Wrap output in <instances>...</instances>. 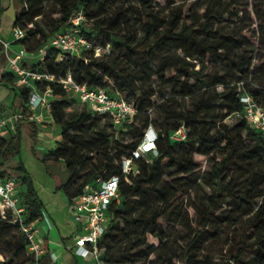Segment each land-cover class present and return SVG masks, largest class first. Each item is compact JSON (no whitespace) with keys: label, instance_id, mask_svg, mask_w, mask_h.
<instances>
[{"label":"trees","instance_id":"obj_1","mask_svg":"<svg viewBox=\"0 0 264 264\" xmlns=\"http://www.w3.org/2000/svg\"><path fill=\"white\" fill-rule=\"evenodd\" d=\"M159 1L14 0L15 26L24 30L20 42L28 54H35L68 28L78 11L84 16L82 33L94 45L103 38L99 46L111 44L115 49L99 58L79 50L60 60L58 50L46 47L42 61L31 66L54 76V82L35 88L43 91L50 86L51 119L61 137L59 146L47 151L40 162L46 171L49 163L66 165L70 180L57 191L68 203L87 186L96 189L99 180L120 177L119 202L110 205L107 230L99 242L102 264H264V140L247 126L240 101L248 95L264 110V54L237 50L242 44L240 33L248 30L264 45V27H252L251 15L259 11L248 12L239 3L230 7L228 0H198L193 13L184 16L180 4L188 0H165L164 7ZM1 16L2 12L0 21ZM26 25L31 28L26 30ZM135 29L142 34L139 40ZM66 75L80 85L133 101L137 113L132 122L114 127L109 117L92 114L82 105L84 112L72 115L71 102H78L59 84ZM152 79L171 89V95L157 105L151 103L155 96ZM193 79L197 81L192 83ZM3 80L14 84L15 78L8 73ZM205 80L208 84L202 89ZM12 89L17 91L13 108L28 116L31 89L15 84ZM182 100L188 105H181ZM151 112L156 113L154 120ZM139 119L141 126L136 124ZM23 126L35 155V123L19 120L15 134L0 135V178L10 177L5 163L16 158L17 178L24 187L22 205L28 221L36 222L42 219L43 204L21 160ZM128 127L132 128L129 132ZM149 127L157 135L156 155L135 159L139 173L129 175L127 182L122 178V162L137 150ZM181 127L185 136L176 143L170 137ZM207 163L209 168L202 171ZM197 175L209 193L194 207L190 239L176 262L166 254L158 255L159 246L150 244L148 238L155 236L163 244L162 210L169 209L170 215L182 219L179 211L170 209L194 189L191 182ZM146 186L154 202L145 195ZM0 242L10 246L0 252L4 256L0 264H13L7 263L9 256L23 258L22 264H54L47 249L39 258L28 255L27 240L9 220H0ZM215 256L219 261L215 262Z\"/></svg>","mask_w":264,"mask_h":264},{"label":"built area","instance_id":"obj_2","mask_svg":"<svg viewBox=\"0 0 264 264\" xmlns=\"http://www.w3.org/2000/svg\"><path fill=\"white\" fill-rule=\"evenodd\" d=\"M84 21L81 11L72 15L69 26L64 31L55 34L45 47L38 49L35 54H28L23 48L22 51L12 53L11 43L0 38V47L8 61L9 72L14 75V84L17 88L31 89L28 108L30 114L24 116L18 112L13 116L0 117V135L5 131L16 132V123L24 120L43 125L45 119L42 111H45L51 119L52 90L47 84L43 91L35 88L36 84L54 82V76L41 73L26 67L24 59L28 55L43 59L46 47H51L60 52V60L70 58L79 50L91 51L97 58L108 53V46L102 47L94 45L81 31L80 26ZM12 36L14 41L24 40L25 33L20 27H15ZM61 88L77 102L85 107L90 113L97 116L109 117L114 127H121L126 123L132 122L137 110L133 101L123 98L110 96L106 90L101 88H89L85 84L80 85L74 82L70 75H66L59 81ZM240 101L244 104L242 117L247 126L259 133L264 140V110H262L248 95H242ZM238 116V115H237ZM52 121V119H51ZM53 123V122H52ZM183 129L178 130L182 132ZM157 135L152 127H149L138 146L132 152L131 157L122 162V178L128 182L129 175L136 176L139 173L135 165V159L144 157L148 153L156 155L155 141ZM184 139V136H183ZM120 177H111L106 180H99V187L96 189L85 188V191L74 198L70 203V211L73 221L79 226L80 234L75 240L73 252L81 258L90 257L95 264H102L99 261V242L107 230L109 207L113 201L119 202ZM21 183L17 177L0 178V220H9L12 224L18 225L25 239L27 240V254L39 258L46 253V247L41 239L38 238V231L35 223L29 222L27 211L22 205L20 198ZM44 213L42 212V217ZM47 227L51 224L47 217H43ZM51 259L56 257L51 255Z\"/></svg>","mask_w":264,"mask_h":264},{"label":"rangeland","instance_id":"obj_3","mask_svg":"<svg viewBox=\"0 0 264 264\" xmlns=\"http://www.w3.org/2000/svg\"><path fill=\"white\" fill-rule=\"evenodd\" d=\"M198 0H188L187 2L180 4V8L183 11L184 16L190 15L193 13L194 10V4L197 2ZM200 1V0H199ZM232 7L235 3H239L242 7L247 8V11L252 10V11H259L258 14H254L252 13L251 17L252 19H254L255 23L253 24V28L256 27V24L261 25L262 27H264V0H228L227 1ZM160 7H164L166 1L165 0H160ZM49 7V5H48ZM47 7V9H48ZM203 10H199L197 13H202ZM248 11V12H249ZM241 16H238V19ZM39 22H41V20H37ZM24 28L26 30H29L31 28L30 25H26L24 26ZM133 34L134 37H136L138 40L141 39L142 34H140L138 32V29L133 30ZM254 33L251 30L248 31H244L241 32L239 35V39H240V43L238 45V51L241 53H243L244 51H246L247 54H252L254 56H259L264 54V45H260L256 42V39H254ZM104 41L103 38H100L99 40H97V42L95 44L97 45H102V42ZM95 42V41H93ZM253 43H255V45H257L258 48V52L256 51L257 48L255 49H251L249 48L250 46L253 45ZM108 46V54H111L112 52H114V47L109 44L106 45ZM105 46V47H106ZM42 61L40 59L37 60V62ZM198 65H196V69H197ZM214 74L218 73L220 75H222V72L218 71V70H213ZM213 72H211V75L213 74ZM197 81V79H193L192 83ZM151 84L153 85V88L155 89V96H153L151 98V103L152 104H159L162 102V100H164L166 97H168L169 95H171V89L170 88H162L159 86V84L157 83L156 79H152L151 80ZM207 80L201 82L202 85V89H205L207 87ZM218 91L220 92L221 89L218 88ZM181 105H188L187 101H181ZM71 109L72 115H79L81 113L84 112V109L81 105H79L78 103L75 102H71ZM6 111L1 110L0 109V113L2 114H7ZM156 118V113L151 112V119L154 120ZM234 118H229L226 120L227 123H229L230 121H233ZM161 123V122H159ZM54 124V123H53ZM137 126H141L142 121L139 119L136 122ZM50 127L49 124H45V128L43 130V132H45V137L48 138L49 140V146L44 150L45 151H49L54 149L56 146H59L60 142H61V137L59 135V130L58 127L54 124L55 130L54 131H49L48 128ZM24 129V126L22 127V130ZM132 128L128 127L126 129V131H131ZM180 129H183L182 127ZM179 129V130H180ZM48 130V131H47ZM183 136H185V132L184 130L182 132H175L172 134V136L170 137V139L174 142H181L183 141ZM132 138H127V142H131ZM22 143V149H21V158L23 160V162H25L26 165L30 166L31 164V160H32V156L35 157V155H33L31 153L30 147H29V141L25 138L22 139L21 141ZM37 143V142H36ZM43 150L40 149H35L36 153H41ZM32 156H30V153ZM19 165V162L17 161L16 158H10L6 163H5V170L7 171V173L10 176L13 177H18L19 176V172L17 171V167ZM209 168V164H204L203 166V170H206ZM201 171V172H202ZM35 181L38 183L39 181V176L37 177L35 175L34 177ZM199 175L195 176L194 178H192V184H194V189L189 190L187 192H185L186 194L183 195L184 198H182L178 204H176V206H173L170 211H176V212H180L183 217L182 219H179L178 217L174 216V215H170L169 213V209H163V222H162V238H163V244L159 245V241L155 236H150L148 238V242L150 244H153L155 246H159L157 254L158 255H162V254H166L168 256H170L172 258L173 261H178V259L181 257L182 253L184 252L188 241L190 239V234H189V224H191V221L193 219V214H194V207L196 205L199 204V202L202 200V197L205 193H209V190L198 180ZM34 185V183H33ZM38 186V184H37ZM46 186V185H45ZM35 187V186H34ZM22 188H24L23 186L20 187V190L22 191ZM145 195L148 197V199L152 202H154L153 196L151 195L148 186L145 187ZM61 193V192H60ZM41 195H37V197L39 198V200L41 201L42 199H44L47 195V193H40ZM61 195V194H60ZM59 196V194H57V197ZM159 209H162V205H159ZM11 239L14 240L15 239V235L13 233V235L11 236ZM9 244L5 243V242H0V252L2 251H7L9 249ZM4 256L0 254V260H3ZM220 257L219 256H215V262L219 261ZM22 260L23 258L20 259H16L13 256H9V258L7 259V263L12 262L13 264H22Z\"/></svg>","mask_w":264,"mask_h":264},{"label":"crops","instance_id":"obj_4","mask_svg":"<svg viewBox=\"0 0 264 264\" xmlns=\"http://www.w3.org/2000/svg\"><path fill=\"white\" fill-rule=\"evenodd\" d=\"M1 12L0 38L11 43L12 53L22 51L24 46L20 41H14L12 36V32L16 27L15 21L17 17L14 0H0V13ZM38 59L40 58L28 55L24 59V65L26 67H31L33 64L37 63ZM8 73H10L8 61L3 53L2 47H0V109L7 112V114L0 113V117L13 116L18 113L12 106L17 94V91L12 89L14 84H10L6 80L1 81L3 76ZM42 115L45 119L43 125L40 126L35 124L37 143L34 149L43 151L41 153L35 152V157L29 152L30 156H32L30 166L23 162L24 168L32 178L37 195H41L40 193H47V196L42 199L41 202L43 204V217H47L51 224V228L49 229L47 227L42 217L41 220L35 223V228L38 231V238L43 241L50 255L56 257L55 260H52L54 264H95V261L90 257L81 258L74 254V243L80 234L79 226L72 219L69 203L63 193L57 191L58 186L61 184L59 178L50 175L49 171H46L45 166L40 162L47 152H44V150L49 146V140L45 137V132H43L45 124L50 125L48 128L49 131L55 130L54 124L47 113L42 111ZM27 133L26 128H24L22 130V138L27 139ZM2 135L8 137L11 136V133L5 131ZM35 175L40 177L38 183L34 180ZM57 194H59L58 197Z\"/></svg>","mask_w":264,"mask_h":264},{"label":"water","instance_id":"obj_5","mask_svg":"<svg viewBox=\"0 0 264 264\" xmlns=\"http://www.w3.org/2000/svg\"><path fill=\"white\" fill-rule=\"evenodd\" d=\"M47 169L50 175L59 178L62 186H65L69 182L70 180L69 173L64 163H60L59 166H57L54 163H49L47 164Z\"/></svg>","mask_w":264,"mask_h":264}]
</instances>
